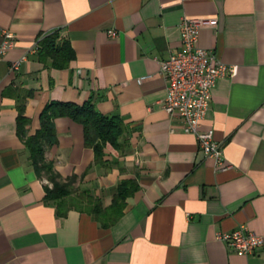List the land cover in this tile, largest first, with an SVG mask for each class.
<instances>
[{
	"label": "crops",
	"instance_id": "0c3cea01",
	"mask_svg": "<svg viewBox=\"0 0 264 264\" xmlns=\"http://www.w3.org/2000/svg\"><path fill=\"white\" fill-rule=\"evenodd\" d=\"M185 18L217 19L199 45L228 72L203 130L223 145L225 171L162 109L160 62L180 49ZM55 31L74 52L64 69L38 55ZM4 32L16 46L0 61V264H264V245L242 257L217 239L245 227L264 240V0H0V41ZM53 101L89 102L125 126L123 149L108 145L98 164L83 127L55 121L58 143L46 159L61 182L75 178L63 217L17 125L25 105L35 135ZM127 180L138 191L121 219L102 227L92 207L108 209Z\"/></svg>",
	"mask_w": 264,
	"mask_h": 264
},
{
	"label": "built area",
	"instance_id": "2783aa9c",
	"mask_svg": "<svg viewBox=\"0 0 264 264\" xmlns=\"http://www.w3.org/2000/svg\"><path fill=\"white\" fill-rule=\"evenodd\" d=\"M217 19L185 18L180 24V49L171 52L167 60L160 62V74L166 82V97L162 109L170 117L182 119L181 132L196 137L200 149L222 170L225 166L223 145L214 139L212 129L203 130V122L212 101V94L220 79L228 72V67L214 54L199 45L200 31L205 27L215 28ZM110 38L118 33L109 31ZM16 46L15 36L9 32L2 34L0 41V61ZM13 62L12 69L19 70L25 61ZM172 133L177 130L172 129ZM228 244L238 256L253 255L264 245V240L245 227L229 234L217 236Z\"/></svg>",
	"mask_w": 264,
	"mask_h": 264
},
{
	"label": "trees",
	"instance_id": "16d2710c",
	"mask_svg": "<svg viewBox=\"0 0 264 264\" xmlns=\"http://www.w3.org/2000/svg\"><path fill=\"white\" fill-rule=\"evenodd\" d=\"M38 55L42 62L52 61L57 69L66 68L74 59V52L67 40L61 38L59 31L45 36L39 42ZM17 118L18 136L30 151V160L36 175L46 178L52 185L46 187V200L58 203V215L67 214L65 201L72 195L71 185L74 179L61 182L54 170V163L46 159L49 149L58 143L55 121L59 118H69L80 124L84 129L85 145L94 151L95 163H103L105 149L110 145L115 150H122L120 139L125 133L123 121L118 116H105L100 114L91 103L78 106L72 103L58 101L50 102L40 116V129L33 136H28L30 119L25 116V105L19 106ZM139 187L135 180L122 181L117 188L112 205L102 209L94 205L91 211L101 223L102 227L114 226L123 216L126 200L131 197Z\"/></svg>",
	"mask_w": 264,
	"mask_h": 264
}]
</instances>
